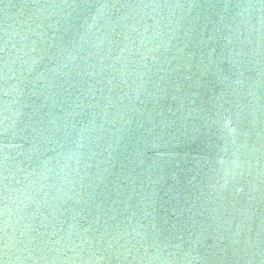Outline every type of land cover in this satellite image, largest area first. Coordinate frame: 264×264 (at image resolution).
I'll return each instance as SVG.
<instances>
[{
  "label": "water",
  "instance_id": "95a60500",
  "mask_svg": "<svg viewBox=\"0 0 264 264\" xmlns=\"http://www.w3.org/2000/svg\"><path fill=\"white\" fill-rule=\"evenodd\" d=\"M0 264H264V0H0Z\"/></svg>",
  "mask_w": 264,
  "mask_h": 264
}]
</instances>
